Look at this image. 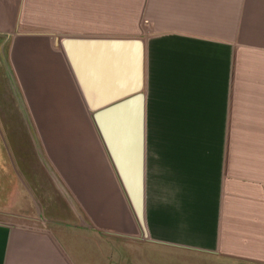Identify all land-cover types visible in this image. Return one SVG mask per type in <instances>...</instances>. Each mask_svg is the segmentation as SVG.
Returning a JSON list of instances; mask_svg holds the SVG:
<instances>
[{
    "label": "crops",
    "instance_id": "0c3cea01",
    "mask_svg": "<svg viewBox=\"0 0 264 264\" xmlns=\"http://www.w3.org/2000/svg\"><path fill=\"white\" fill-rule=\"evenodd\" d=\"M82 1L105 30L107 0ZM245 1L131 0L144 229L61 44L109 36L62 33L76 0H54L51 35L22 26L26 0H0V264H264V43L232 87Z\"/></svg>",
    "mask_w": 264,
    "mask_h": 264
},
{
    "label": "water",
    "instance_id": "95a60500",
    "mask_svg": "<svg viewBox=\"0 0 264 264\" xmlns=\"http://www.w3.org/2000/svg\"><path fill=\"white\" fill-rule=\"evenodd\" d=\"M138 222L145 229L144 45L131 37L61 42Z\"/></svg>",
    "mask_w": 264,
    "mask_h": 264
},
{
    "label": "rangeland",
    "instance_id": "374dc122",
    "mask_svg": "<svg viewBox=\"0 0 264 264\" xmlns=\"http://www.w3.org/2000/svg\"><path fill=\"white\" fill-rule=\"evenodd\" d=\"M54 0H26L25 14L23 15L22 26L27 31H42L45 34H55L53 31L55 24L52 17V6ZM246 14L241 19L239 44L234 62V74L232 87L242 89L245 86V74L251 75L258 66L259 47L264 43V0H246ZM57 3V0H56ZM74 12L75 22L70 27H75L73 31L62 32L70 36L101 35L109 37H130L136 36L137 31H132L133 16L131 0H107L106 25L99 29V17L93 15L91 24L87 23L88 18L84 17V1L76 0ZM65 27H68L67 25ZM38 33V32H37ZM46 39H52L46 37ZM54 48L60 49L59 45ZM149 136L155 150L162 151L163 136L166 134L165 128L159 126V121L153 123V115L150 113ZM187 258V257H186Z\"/></svg>",
    "mask_w": 264,
    "mask_h": 264
},
{
    "label": "bare ground",
    "instance_id": "6f19581e",
    "mask_svg": "<svg viewBox=\"0 0 264 264\" xmlns=\"http://www.w3.org/2000/svg\"><path fill=\"white\" fill-rule=\"evenodd\" d=\"M3 139V138H2ZM5 143V142H4Z\"/></svg>",
    "mask_w": 264,
    "mask_h": 264
}]
</instances>
